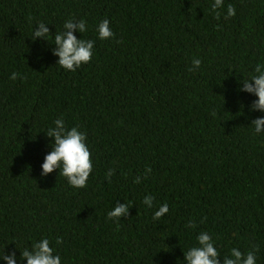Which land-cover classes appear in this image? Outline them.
<instances>
[{
    "label": "trees",
    "instance_id": "16d2710c",
    "mask_svg": "<svg viewBox=\"0 0 264 264\" xmlns=\"http://www.w3.org/2000/svg\"><path fill=\"white\" fill-rule=\"evenodd\" d=\"M212 2L0 0V255L27 264L21 251L47 238L62 264H187L207 231L221 264L232 248L264 264V132L252 125L264 112L240 91L264 62V0H224L219 19ZM70 18L87 22L78 39L95 40L75 72L54 54ZM104 19L115 36L100 40ZM39 22L52 39L31 38ZM61 117L87 133L86 187L59 169L41 175L46 130ZM124 203L128 214L109 220ZM163 203L169 212L154 220Z\"/></svg>",
    "mask_w": 264,
    "mask_h": 264
},
{
    "label": "clouds",
    "instance_id": "9594fccd",
    "mask_svg": "<svg viewBox=\"0 0 264 264\" xmlns=\"http://www.w3.org/2000/svg\"><path fill=\"white\" fill-rule=\"evenodd\" d=\"M213 13L216 19L220 18L221 12L224 8V0H213L211 4ZM236 10L231 5L227 8L225 19L234 16ZM34 29L31 38L35 40L37 37L52 39L51 32L47 23L39 22ZM88 30L87 22L84 19L70 18L63 24L62 31H56L54 35V43L57 46L54 49V54L59 57L57 64L66 71L75 72L83 64L91 61L94 50L95 40L77 38L74 34L79 32L81 34ZM98 39L106 40L113 38L115 33L112 30L110 21L104 19L100 21L96 27ZM202 61L198 58H193L192 67L190 70L200 68ZM255 74L250 79H244L240 91L254 94L258 97L253 102V110L264 112V62H258L254 68ZM17 78L16 73H12L11 79ZM54 126L46 130L47 136L53 138L51 144L52 150L44 157L41 164V175L46 177L49 173L59 169V175L67 178L70 186L75 188L86 187L87 181L93 170V161L90 158V147L86 143L87 133L81 131L79 127H67L65 120L57 118L53 121ZM252 125H254L256 133L264 132V116L257 117ZM151 169L145 170L144 178H147ZM114 174L112 169H109L105 176L111 181ZM135 183L141 182V177L137 176ZM154 197L152 195H145L143 204L148 208L153 207ZM130 204H118L107 213L109 220H116L128 214ZM169 212L167 203H163L154 212L153 219L157 220ZM186 227L194 228V224L186 225ZM61 239L57 238L56 243H61ZM220 251L216 247V241L213 236L207 232H199L196 236V244L191 246L185 252V260L187 264H221ZM0 259L6 261V264H17V257L15 252L9 255H0ZM20 260H26L27 264H62V258L56 253L55 249L51 247V242L47 238L39 239L32 242L30 248H25L21 251ZM223 264H257V256L255 251H248L242 253L238 248L230 249L229 254L224 255Z\"/></svg>",
    "mask_w": 264,
    "mask_h": 264
}]
</instances>
